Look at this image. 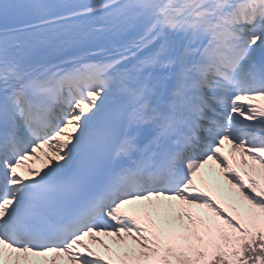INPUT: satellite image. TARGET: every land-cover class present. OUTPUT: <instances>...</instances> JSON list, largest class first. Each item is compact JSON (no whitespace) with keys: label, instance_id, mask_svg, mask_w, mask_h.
<instances>
[{"label":"snow or ice","instance_id":"obj_1","mask_svg":"<svg viewBox=\"0 0 264 264\" xmlns=\"http://www.w3.org/2000/svg\"><path fill=\"white\" fill-rule=\"evenodd\" d=\"M0 264H264V0H0Z\"/></svg>","mask_w":264,"mask_h":264},{"label":"rangeland","instance_id":"obj_2","mask_svg":"<svg viewBox=\"0 0 264 264\" xmlns=\"http://www.w3.org/2000/svg\"><path fill=\"white\" fill-rule=\"evenodd\" d=\"M225 187H227V185L225 184Z\"/></svg>","mask_w":264,"mask_h":264}]
</instances>
